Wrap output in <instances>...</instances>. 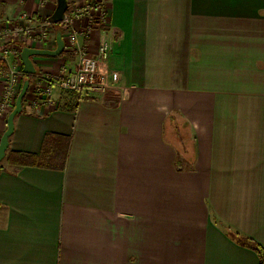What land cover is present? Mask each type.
Instances as JSON below:
<instances>
[{"label": "crops", "instance_id": "obj_1", "mask_svg": "<svg viewBox=\"0 0 264 264\" xmlns=\"http://www.w3.org/2000/svg\"><path fill=\"white\" fill-rule=\"evenodd\" d=\"M102 1L108 24L80 41L109 42L119 81L16 116L7 154H40L48 134L70 148L64 168L2 161L0 264H261L264 0ZM54 7L0 0V20ZM59 25L20 49H54ZM65 51L32 61L56 72Z\"/></svg>", "mask_w": 264, "mask_h": 264}, {"label": "built area", "instance_id": "obj_2", "mask_svg": "<svg viewBox=\"0 0 264 264\" xmlns=\"http://www.w3.org/2000/svg\"><path fill=\"white\" fill-rule=\"evenodd\" d=\"M73 12V16L67 14L66 19L60 23L66 30L65 50L74 53L73 60L64 62L56 72L38 71L34 74L33 84L29 87L23 107L26 104L31 109H36L55 104L56 89L74 93L80 100L97 97L110 92L111 84L119 81L118 72H111L107 67L111 55L109 42L101 39L95 50H91L80 41V36L88 37L95 29L108 24L106 3L100 0L92 9L80 7L78 10L75 7ZM79 18H86L87 27L84 31H78ZM37 20L38 17L28 13L15 19L0 20V118L13 109L21 88L22 69L19 63L8 65L9 57L22 51L18 42L29 36L32 41L39 43H47L51 39L48 24L41 25ZM66 22L70 25L65 29L63 24Z\"/></svg>", "mask_w": 264, "mask_h": 264}, {"label": "water", "instance_id": "obj_3", "mask_svg": "<svg viewBox=\"0 0 264 264\" xmlns=\"http://www.w3.org/2000/svg\"><path fill=\"white\" fill-rule=\"evenodd\" d=\"M70 7L69 0H57L53 13L49 16V22L52 24L61 23L67 17V11ZM65 40L63 32L58 31L56 35V47L54 49L24 47L21 51L22 71L28 76L36 74L38 71L32 61L34 55L59 56L65 51ZM30 87V77H26L21 85L17 95L15 105L7 116V127L0 139V172L2 170V161L5 159L10 145V137L14 132L15 118L23 112L24 99Z\"/></svg>", "mask_w": 264, "mask_h": 264}, {"label": "trees", "instance_id": "obj_4", "mask_svg": "<svg viewBox=\"0 0 264 264\" xmlns=\"http://www.w3.org/2000/svg\"><path fill=\"white\" fill-rule=\"evenodd\" d=\"M52 25L57 26V24H52ZM65 53L69 54L70 60L74 58V53L69 51L68 52L65 51ZM22 74L23 76H25V78L29 77L23 71ZM74 98L77 101L80 100L77 95H74ZM69 148H70V137L59 136L56 134H48L46 135L44 146L40 154H33V153L20 152V151H10L6 156V159L9 163L15 166L46 165L52 168H64L66 164V159L69 154ZM235 235L236 237L240 236L239 233H235ZM247 243L249 244L250 241H248ZM250 246H253V244H250ZM255 248L258 249V252L260 254L261 264H264V250L261 249L259 246H255Z\"/></svg>", "mask_w": 264, "mask_h": 264}, {"label": "rangeland", "instance_id": "obj_5", "mask_svg": "<svg viewBox=\"0 0 264 264\" xmlns=\"http://www.w3.org/2000/svg\"><path fill=\"white\" fill-rule=\"evenodd\" d=\"M42 2H44V0H42ZM100 2V0H69V3H70V7H69V9H68V11H67V14L68 15H72L73 16V14L75 13V12H73V9L76 7V9H77V7H78V10H79V8L81 7L82 9H85V8H89V9H92L93 7H95V5L97 4V3H99ZM56 4H57V0H55V7H56ZM55 7H54V9H55ZM54 9H53V11H54ZM53 11H52V13H53ZM73 12V13H72ZM51 13V14H52ZM42 18V20L44 21V24L45 23H47L48 24V28L51 26V27H56V25L54 26V25H52V24H49V21H48V17H43V16H41V15H36L35 17H38V20H37V22L39 23V24H41L42 25V21L40 20V17ZM85 22H86V18H79L78 19V23H77V27H78V31H84V29L86 30V25H85ZM73 23H75V22H73ZM60 23H58L57 24V27H60V25H59ZM64 26H65V29L66 28H68V26L70 25L69 23H64L63 24ZM73 25V24H72ZM61 31L64 29V27L61 25ZM50 29V28H49ZM87 33V32H86ZM27 36H29V35H27ZM30 37V36H29ZM29 37H26V38H29ZM82 37H85V36H83L82 35ZM73 53V52H72ZM24 78H25V76H23V74H22V78H21V80H22V82H23V80H24ZM22 82H21V85H22ZM65 92H67V91H62V93H65ZM67 93H69L68 95L67 94H65V95H67L66 97L68 98V97H70V98H74V95H72V94H70V92H67Z\"/></svg>", "mask_w": 264, "mask_h": 264}]
</instances>
